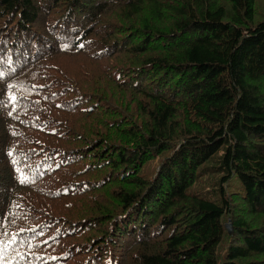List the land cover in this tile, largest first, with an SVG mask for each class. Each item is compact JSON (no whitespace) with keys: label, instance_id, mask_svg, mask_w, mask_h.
<instances>
[{"label":"trees","instance_id":"obj_1","mask_svg":"<svg viewBox=\"0 0 264 264\" xmlns=\"http://www.w3.org/2000/svg\"><path fill=\"white\" fill-rule=\"evenodd\" d=\"M0 264H264V0H0Z\"/></svg>","mask_w":264,"mask_h":264},{"label":"rangeland","instance_id":"obj_2","mask_svg":"<svg viewBox=\"0 0 264 264\" xmlns=\"http://www.w3.org/2000/svg\"><path fill=\"white\" fill-rule=\"evenodd\" d=\"M158 160H153L145 164L139 171L140 176L151 179L155 173V169L157 166ZM194 189V188H193ZM191 189L190 192L193 190ZM233 190L235 192H241V186L236 179H233L229 185V191Z\"/></svg>","mask_w":264,"mask_h":264},{"label":"water","instance_id":"obj_3","mask_svg":"<svg viewBox=\"0 0 264 264\" xmlns=\"http://www.w3.org/2000/svg\"><path fill=\"white\" fill-rule=\"evenodd\" d=\"M226 229L230 232L231 231V227L229 225H226Z\"/></svg>","mask_w":264,"mask_h":264},{"label":"snow or ice","instance_id":"obj_4","mask_svg":"<svg viewBox=\"0 0 264 264\" xmlns=\"http://www.w3.org/2000/svg\"><path fill=\"white\" fill-rule=\"evenodd\" d=\"M21 182H22V183L25 182V179H22Z\"/></svg>","mask_w":264,"mask_h":264}]
</instances>
